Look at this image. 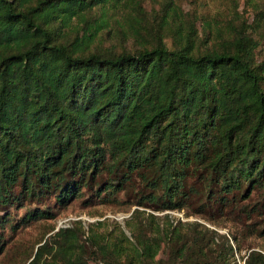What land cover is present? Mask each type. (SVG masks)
<instances>
[{
    "label": "trees",
    "instance_id": "obj_1",
    "mask_svg": "<svg viewBox=\"0 0 264 264\" xmlns=\"http://www.w3.org/2000/svg\"><path fill=\"white\" fill-rule=\"evenodd\" d=\"M228 1L199 28L175 0H0V252L85 195L264 213V0ZM161 220L136 210L130 237L76 222L52 240L62 264H237L232 238ZM46 248L26 264H58Z\"/></svg>",
    "mask_w": 264,
    "mask_h": 264
},
{
    "label": "rangeland",
    "instance_id": "obj_2",
    "mask_svg": "<svg viewBox=\"0 0 264 264\" xmlns=\"http://www.w3.org/2000/svg\"><path fill=\"white\" fill-rule=\"evenodd\" d=\"M145 1V8L149 11L152 6H156L155 3L158 0ZM175 1L183 10L194 12L197 19L201 21V23H198L199 28L204 22L213 25L215 21L227 18L228 7H231L228 0ZM236 1L240 3L241 8L242 0ZM86 196L75 200L66 209H54L55 217L53 219L40 220L28 228L19 230L12 238L8 239L6 249L0 252V264H26L30 254L32 252L35 253L37 248L44 244L47 245V252H44L43 260L48 262L56 259L55 261L58 264H62L65 261L57 255L56 245L52 239L60 229L76 226V222H80V232H84V238L90 229L99 234L112 232L118 235L119 232H123L127 237H130L126 221L130 219L132 213L136 210L141 212L142 216L145 213L146 215L151 214L159 220L162 219L161 222L163 221L164 225H167L166 219H169L174 224L179 221L187 225L180 228L183 232L189 230L188 226L190 224L197 223L208 230H213L232 238L230 243L236 247L233 259L237 264H244L246 256L252 250L264 254V237H260L257 234V230L264 225V213L262 215L256 214L251 218H244L242 214L236 212L224 215L220 211L210 210L203 216L196 214L198 210L196 206L191 211V216H185L184 211L157 212L149 207L137 205L139 196L135 192H131L129 197L125 195L127 197L125 199L123 197L124 194H121V199H118L116 203L86 207L83 204L87 198ZM21 213L22 210L17 212L19 216ZM6 236H9L8 230L6 231ZM166 256L163 254L159 255L160 258L167 259L168 257ZM91 264H95V262L93 261Z\"/></svg>",
    "mask_w": 264,
    "mask_h": 264
}]
</instances>
